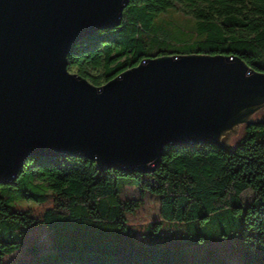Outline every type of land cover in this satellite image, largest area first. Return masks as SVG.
I'll list each match as a JSON object with an SVG mask.
<instances>
[{
	"label": "trees",
	"instance_id": "obj_1",
	"mask_svg": "<svg viewBox=\"0 0 264 264\" xmlns=\"http://www.w3.org/2000/svg\"><path fill=\"white\" fill-rule=\"evenodd\" d=\"M176 4L196 21L195 50L150 54L142 31ZM193 54L238 57L264 73V0H129L121 24L81 40L67 65L102 86L148 59ZM98 68L102 75L92 76ZM120 186L132 194L122 198ZM27 200L31 206L22 204ZM229 208L244 210L235 230L241 264H264V119L245 125L229 151L168 146L146 174L98 171L86 158L33 156L12 182L0 185V264L23 249L36 251V234L53 246L37 264H199L188 262L184 246L134 241L127 214L146 226L192 225ZM231 228L220 235L229 238Z\"/></svg>",
	"mask_w": 264,
	"mask_h": 264
},
{
	"label": "water",
	"instance_id": "obj_2",
	"mask_svg": "<svg viewBox=\"0 0 264 264\" xmlns=\"http://www.w3.org/2000/svg\"><path fill=\"white\" fill-rule=\"evenodd\" d=\"M129 0H0V185L29 157L86 158L146 174L166 147L212 145L264 108V73L238 57L146 60L102 86L67 70L84 38L121 24Z\"/></svg>",
	"mask_w": 264,
	"mask_h": 264
},
{
	"label": "rangeland",
	"instance_id": "obj_3",
	"mask_svg": "<svg viewBox=\"0 0 264 264\" xmlns=\"http://www.w3.org/2000/svg\"><path fill=\"white\" fill-rule=\"evenodd\" d=\"M176 10L169 9L156 15L148 27L142 31L141 37L149 46L148 52L154 53L159 50L168 52L183 53L194 51L190 46L198 38L196 31V21L185 14L183 7L176 4ZM144 63V62H142ZM69 73L76 74L74 68L67 67ZM90 74L94 77L102 75V69L91 70ZM103 85V81H101ZM264 108L259 109L249 121L264 119ZM246 123L237 126L223 140V145L232 148L234 143L244 133ZM121 197L132 194L131 189L120 186ZM23 205L31 206L30 201H23ZM148 205H145L147 207ZM144 209V208H143ZM139 210L137 215L146 210ZM244 210H242L243 212ZM240 211L233 213L232 208L225 209L219 214L211 215L202 221H196L192 225H175L163 222L162 225L146 226L139 222L137 217L128 215L129 223L132 225L133 240L136 242L160 244L164 246H184L187 250V260L189 263L213 264L210 261L224 259L226 264H241V240L239 234L235 232L239 228L238 223L241 219ZM231 226L233 232L229 238L220 235ZM35 241L39 244L36 251L23 249L3 259L2 264H37V257L43 252L52 250L51 241L45 235L36 234Z\"/></svg>",
	"mask_w": 264,
	"mask_h": 264
}]
</instances>
